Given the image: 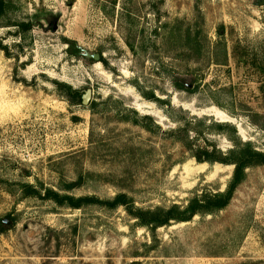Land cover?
<instances>
[{
    "label": "rangeland",
    "instance_id": "374dc122",
    "mask_svg": "<svg viewBox=\"0 0 264 264\" xmlns=\"http://www.w3.org/2000/svg\"><path fill=\"white\" fill-rule=\"evenodd\" d=\"M11 3L0 19V264H264V165L224 210L156 232L123 207L44 199L123 193L149 209L224 192L234 166L198 163L185 145L227 152L238 139L264 152V0ZM173 77L198 88L179 91Z\"/></svg>",
    "mask_w": 264,
    "mask_h": 264
},
{
    "label": "trees",
    "instance_id": "16d2710c",
    "mask_svg": "<svg viewBox=\"0 0 264 264\" xmlns=\"http://www.w3.org/2000/svg\"><path fill=\"white\" fill-rule=\"evenodd\" d=\"M11 0H0V19L4 18L10 11ZM20 32H29L32 25L27 23H19L16 25ZM1 50L6 51V47H1ZM72 54L78 56L79 50L72 51ZM174 87L179 91L194 93L196 86L187 83L185 79L173 77ZM137 88L142 92L145 98L151 101H159L155 97L153 91L146 93L137 84ZM60 87L73 98V105H82L83 92L73 89L71 86L61 84ZM221 128V126H219ZM223 127V126H222ZM187 132L188 129H178L176 133ZM197 133V131L193 130ZM236 133V129H234ZM198 135V134H197ZM192 142L187 143V148L191 152L192 157L198 163L223 164L234 166L232 179L230 180L227 189L224 192L217 193H197L191 198L187 205L174 204L170 207H155V208H139L135 207L131 199L126 194H118L110 200H100L96 197H70L62 196L53 191H47L44 199L54 200L60 206H67L71 209L79 210L88 205H101L108 209L114 210L119 207L125 208L129 216L137 220L138 226L150 228L152 232H156L163 227H169L172 223H186L192 221L196 216L204 217L205 215H214L219 211L224 210L230 204L236 189L245 181L247 170L256 166L264 165V152L254 148L250 141L243 142L238 140L234 142V148L223 152L214 146L212 149L206 147H193ZM196 148V149H194ZM35 192L32 190V193ZM9 218V217H8ZM7 230L6 225L0 221V235ZM132 264H140L133 262Z\"/></svg>",
    "mask_w": 264,
    "mask_h": 264
},
{
    "label": "water",
    "instance_id": "95a60500",
    "mask_svg": "<svg viewBox=\"0 0 264 264\" xmlns=\"http://www.w3.org/2000/svg\"><path fill=\"white\" fill-rule=\"evenodd\" d=\"M92 59H94V60L97 61V62H100L101 57H100L99 54H95V55L92 56ZM85 99H86V97H85ZM85 99H84V100H85Z\"/></svg>",
    "mask_w": 264,
    "mask_h": 264
}]
</instances>
